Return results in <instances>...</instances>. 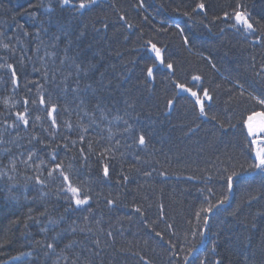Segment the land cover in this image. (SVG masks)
I'll list each match as a JSON object with an SVG mask.
<instances>
[{"label":"trees","instance_id":"obj_1","mask_svg":"<svg viewBox=\"0 0 264 264\" xmlns=\"http://www.w3.org/2000/svg\"><path fill=\"white\" fill-rule=\"evenodd\" d=\"M199 3L205 8L193 11ZM237 10L246 12L256 32L232 27ZM0 33L15 49L0 46V64L12 63L18 80L12 84L0 69V133L25 99L32 118L44 117L31 100L45 95L58 105V122L73 124L71 131L58 129V158L91 197L88 205L69 208L59 181L37 184L34 166L20 161L36 148L48 164L46 151L29 144L31 127L8 129L0 143V264H184L202 239L205 197L212 203L229 198L224 170L240 172L252 160L241 121L255 105L251 96H264V0H97L85 10L59 0H0ZM148 41L161 49L164 65ZM194 75L202 79L193 81ZM176 82L202 99L208 90L207 116ZM125 120L131 132H124ZM41 123L46 128L49 121L37 122L36 134L51 140ZM233 190L230 203L210 217L190 264H264V176L238 178ZM57 234L52 252L46 244Z\"/></svg>","mask_w":264,"mask_h":264},{"label":"snow or ice","instance_id":"obj_2","mask_svg":"<svg viewBox=\"0 0 264 264\" xmlns=\"http://www.w3.org/2000/svg\"><path fill=\"white\" fill-rule=\"evenodd\" d=\"M59 3L62 6H71L76 8L77 10H85L90 9L93 5L97 3V0H79L78 3H73L72 0H59ZM143 4H141V7ZM238 7H244L243 5H239ZM205 8V5L203 3H199L196 5V8L193 9V11H196V9L203 10ZM183 15L189 16V13L184 12ZM225 18H229V13H224ZM232 16L235 18V24L232 25V27L236 28L237 31H243L244 33H254L257 31L253 27V24L249 22L250 17L246 14V12L243 11H234L232 13ZM121 20H124L125 18L123 16L120 17ZM129 27H132V25H129ZM177 28H179V25H176ZM181 33H183V29H181ZM0 35H3L0 33ZM25 35H28L25 33ZM184 43L188 44L189 39L187 36H184ZM150 47L151 51L155 54V59L160 62V64L164 65L165 60L162 56L161 49L157 47L155 43H152L151 41L147 42ZM0 46H2L4 49L15 52V49L10 48L9 43H4L2 40H0ZM38 50V49H37ZM47 55V53H46ZM21 63H23V58L21 59ZM63 63V61H62ZM168 69H172L173 65L171 63H167L165 65ZM0 69H5L10 73L11 76V82L12 84L16 85L18 83L17 80V70L14 67L12 63H2L0 64ZM79 65H77V71L79 72ZM148 75L152 76V69H148ZM45 76H47V69L45 70ZM2 79V77H0ZM202 79L199 75H194L192 77L193 81H200ZM65 80H67V77H65ZM79 81L77 79L76 81V88H73L74 91L78 90ZM175 87L179 90H182L184 92L190 93L192 97L195 98L196 105L199 106L200 115L207 116V113L205 112V103L204 100H211L212 97L209 95L207 89H203V99L201 96L196 92L193 91L192 88L187 87L184 83L176 82ZM251 99L255 102V105L246 111V113L242 117V125L246 130L245 139L247 141V144L249 146V151L252 153V160L248 164L247 168H244L243 165H241V171L237 172L235 170L228 172L227 169L224 171L227 173L226 176H222L221 179L225 180L228 191H231L233 188V180L234 178H238L239 176L243 175L246 172H258L262 176H264V96H251ZM7 103V102H5ZM30 101L28 99H25L23 101V110L22 111H15L14 113H11L10 115H14L15 119L12 121V123H8L7 119L4 121V133L8 132V129H19L21 126H23L25 131H28L31 127L32 130V136L29 140V144L32 143V141H36L39 145L42 146V148L46 151L47 156L49 157L48 164L51 165V167L48 166V164L45 163V159H42L40 155L38 154V150L36 148H31L27 152L26 159L20 161L21 163H24L25 165L29 167L35 168L38 175L35 176V182L39 185H45L48 183V181L56 182L59 181L58 184V192L64 194V198L69 201V208H71L72 203L76 206V208H80V206L88 205L89 200L91 197L87 194V192L77 186L73 183L71 179V165L68 166V170L65 169L64 163L61 159L58 158L59 153L57 149L61 147L60 144L55 143L56 136L58 134V129L63 126L67 130L71 131L73 128V124L69 120H65L63 122V125H61L58 122L57 117L59 116L58 111V105L55 103L49 104L48 101L45 99V95L39 94L38 92V98L31 100V104L37 106V111H42L45 113V116L42 117L40 115H36L34 118L30 116V108L28 107ZM83 103V101H81ZM173 101L169 100L168 105L171 107ZM15 107V105H13ZM97 109H100L99 103L96 105ZM66 111V109H65ZM85 115H92L94 118V114L85 113ZM101 117L105 118L103 115V111L101 110ZM30 119H32V123L30 125ZM116 119H122L121 117H117ZM40 121H49L48 127H44L43 123L40 124V127L42 131L46 132L49 137H51V140H47L45 138H42L40 135L36 134L35 128L37 126V122ZM124 124L126 127L124 128V132H131L132 126L128 124V121H124ZM78 127H81L84 132H87V127H84L82 124H78ZM4 133H0V143H5L4 140ZM110 137L111 138V129H109ZM10 134V133H9ZM19 136V133L17 132V137ZM66 140L67 137H64ZM80 140H84V136H80ZM138 142L141 145L145 144V136L143 134H140L138 137ZM75 143V142H73ZM118 143V141H117ZM64 148H67L68 145L64 144ZM89 151H91V144H89ZM110 149H105L104 153L109 152ZM81 152H83V149H81ZM102 153V155L104 154ZM23 156V153H21ZM36 161H39L38 163ZM9 164L11 165V170L15 171L17 167V161L15 158H11L9 160ZM104 175L107 176L109 174L108 165H104ZM46 172L45 179H41V175H43ZM145 175H149V173H145ZM128 177L125 176L124 180H127ZM207 191L209 193L213 192L212 188H208ZM70 194V195H69ZM206 201L208 202V206L205 208H202L201 211L207 214H211L214 208H218L222 206L228 199L227 195H224L221 199L217 200L216 203H212L210 200H208V197H205ZM109 205H112L114 203L113 200L107 201ZM67 210V209H66ZM137 212H140V208L135 209ZM196 217L199 220L200 219V212L196 213ZM87 220L88 217H85ZM209 216L204 215L203 217V225L205 227V230L208 225ZM171 227V225H169ZM73 232L76 231L75 228L72 229ZM201 237H203L204 232L200 231L198 233ZM108 235H112L111 232L108 233ZM157 236H161V233L157 232ZM192 235L195 237L197 233H192ZM59 234L57 236H53L52 241L46 244V248L51 250L52 252L56 251V244ZM161 238H163L161 236ZM97 244H99V240L96 241ZM198 243L203 244L204 240L201 239ZM66 247H71V244L67 245ZM195 250V245H193L192 248L189 249V255ZM27 254V253H26ZM72 264H76L75 261L72 262ZM184 264H188V257L185 256L184 258ZM217 264H219V261H217Z\"/></svg>","mask_w":264,"mask_h":264},{"label":"water","instance_id":"obj_3","mask_svg":"<svg viewBox=\"0 0 264 264\" xmlns=\"http://www.w3.org/2000/svg\"><path fill=\"white\" fill-rule=\"evenodd\" d=\"M169 70H170V69H169ZM254 173H257V172L244 173V174L241 175V176L252 175V174H254ZM231 196H232V190L230 191V198H228V201H226L222 206H220V207H218V208H223V207L227 206V205L229 204V202L231 201V199H232ZM216 209H217V208H214L213 211H212V213L209 214V220H210V217L216 212ZM209 220H208V224H209ZM207 227H208V225H207ZM206 230H207V228H206ZM206 230H205V227H204V229H203L204 235H203V237H202V239H203L204 241H205ZM202 245H203V244H199V245L195 248V250H194V251L188 256V264L190 263V261L192 260V258L195 256V254H196L197 252L200 251Z\"/></svg>","mask_w":264,"mask_h":264},{"label":"bare ground","instance_id":"obj_4","mask_svg":"<svg viewBox=\"0 0 264 264\" xmlns=\"http://www.w3.org/2000/svg\"><path fill=\"white\" fill-rule=\"evenodd\" d=\"M250 57V55L249 54H247V56H246V54L244 55V59H245V62L247 61L248 62V58ZM252 60H254V59H252ZM245 92H247L248 93V91H245ZM250 92H252V91H250ZM254 92V91H253ZM241 177H243V176H239L238 178H241ZM238 178H234V180L233 181H235L236 179H238ZM233 195H234V190H233V188H232V196H231V198L233 197ZM229 198H230V194H229ZM228 201V200H227ZM230 203V202H229Z\"/></svg>","mask_w":264,"mask_h":264}]
</instances>
